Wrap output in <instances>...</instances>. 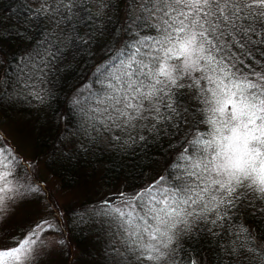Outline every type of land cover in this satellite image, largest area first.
Here are the masks:
<instances>
[{
    "label": "snow or ice",
    "instance_id": "1",
    "mask_svg": "<svg viewBox=\"0 0 264 264\" xmlns=\"http://www.w3.org/2000/svg\"><path fill=\"white\" fill-rule=\"evenodd\" d=\"M78 57L86 78L61 104L48 85ZM20 100L50 109L73 151L175 150L146 185L70 217L48 195L54 211L17 222L47 188L0 125V264H47L86 224L110 236L113 264H205L177 255L184 234L216 238L215 264H264V0H0V108Z\"/></svg>",
    "mask_w": 264,
    "mask_h": 264
},
{
    "label": "trees",
    "instance_id": "2",
    "mask_svg": "<svg viewBox=\"0 0 264 264\" xmlns=\"http://www.w3.org/2000/svg\"><path fill=\"white\" fill-rule=\"evenodd\" d=\"M27 46V45H25ZM105 56L104 52L97 51L95 61L101 60ZM84 68L83 61L78 57L76 61H71L69 66L63 68L59 73V82L53 81L48 87L52 88L62 104L68 89L73 84H78L86 77L76 80L72 70L77 67ZM53 107L57 104L54 102ZM79 119V118H77ZM19 123H23L25 128H19ZM32 123V128L28 127ZM26 124V125H25ZM0 125L7 128V132L12 135H20V145L24 149L30 150L32 157L36 161H43L46 169L56 179L65 190H72L85 183L90 175L98 174L101 177L103 191L124 188H138L141 185L150 183L159 175H166V166L175 149H168L169 139L163 141L164 151L155 143H149L147 148L136 149H115L105 150L102 145L92 148L91 152L83 153L77 148L73 151L71 143L75 137L71 134L66 138L56 140L57 128L52 119V112L46 106L43 110L32 107L23 100L9 106L7 103L0 108ZM15 126V131L12 130ZM75 131V130H74ZM23 142L25 145H23ZM67 145V147H64ZM135 149L134 155H129ZM51 150V151H50ZM51 152H55L52 155ZM45 153H49L45 155ZM71 156V159L68 157ZM88 182V181H87ZM102 193L99 194V197ZM91 198L87 196V202ZM83 204V203H82ZM82 204H78L79 208ZM71 209V208H70ZM70 209L66 212L70 217ZM246 223L249 227L256 226V221L251 217L247 220L240 216L236 224ZM68 239L74 250L75 264H113L118 259L112 244L109 243L110 236L100 233L98 227L92 224L80 225L78 227L69 225L67 231ZM229 238L225 237L220 241V245L227 247ZM117 248L118 242H113ZM176 244L182 249L177 255L187 260L189 257L203 260L205 264H215L219 259L217 252V239L201 234L197 242H193L190 234L179 235ZM224 264H229L225 259Z\"/></svg>",
    "mask_w": 264,
    "mask_h": 264
},
{
    "label": "rangeland",
    "instance_id": "3",
    "mask_svg": "<svg viewBox=\"0 0 264 264\" xmlns=\"http://www.w3.org/2000/svg\"><path fill=\"white\" fill-rule=\"evenodd\" d=\"M27 124V123H26ZM25 124V125H26ZM28 125V124H27ZM17 126L19 128H25L23 123H19ZM28 127L32 128V123H30V126ZM203 127V126H202ZM4 133L13 140L14 143H17L20 145V135H16L15 126L12 125V130L15 131V135H12L11 132H7V128L2 126ZM23 145L24 142H23ZM24 153L28 157H32V153L30 150L24 149ZM32 163L35 165V168L33 171L38 170V179L40 181V184L42 187L47 188V193L41 192L38 196V203L31 204L27 206L24 209H21L18 215L16 216L17 222H22L25 220L33 219L35 218V215L37 212L44 213L48 211H54L53 208L47 207L48 205V199L47 196L50 195L55 202L56 208H64L67 212L70 208H77L78 204H85L87 202V196L91 198L90 201H96L98 200L99 194L104 192H112L117 191V189H110L109 191H103V184L100 182L101 177L98 176V174H94L93 176L90 175L89 179L80 185V187L76 189H72L70 191L65 190L58 179L54 178L49 171L45 167V163L43 161H36L33 160ZM64 236L67 237V232L64 233ZM71 246L70 249L68 247H65L62 251H54L50 256L44 257L47 264H69V261H71V264L74 263V250Z\"/></svg>",
    "mask_w": 264,
    "mask_h": 264
}]
</instances>
